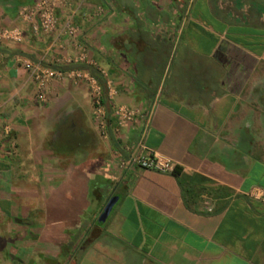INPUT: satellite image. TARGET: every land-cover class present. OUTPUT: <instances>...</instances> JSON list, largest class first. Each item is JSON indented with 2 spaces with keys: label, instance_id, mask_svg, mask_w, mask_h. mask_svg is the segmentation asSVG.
<instances>
[{
  "label": "crops",
  "instance_id": "obj_1",
  "mask_svg": "<svg viewBox=\"0 0 264 264\" xmlns=\"http://www.w3.org/2000/svg\"><path fill=\"white\" fill-rule=\"evenodd\" d=\"M33 1L0 0L24 28L0 43V264H264V0H71L90 65L25 29ZM25 59L95 70L107 135L85 80L40 102ZM142 130L172 172L123 164Z\"/></svg>",
  "mask_w": 264,
  "mask_h": 264
},
{
  "label": "built area",
  "instance_id": "obj_2",
  "mask_svg": "<svg viewBox=\"0 0 264 264\" xmlns=\"http://www.w3.org/2000/svg\"><path fill=\"white\" fill-rule=\"evenodd\" d=\"M71 0H34L30 4L21 5L18 8V17L25 27L33 34L53 35L49 49L58 46L62 49L63 37L72 43L74 53L63 54L59 59L64 64H86L90 65L87 50L79 43L80 29L75 23V10L71 7ZM24 39V28L20 26H6L0 17V43H19ZM23 66L28 71L34 86L35 95L40 102L47 99L48 86L56 80L66 78L83 79L87 82L93 103V119L102 135H107V112L103 103V88L98 79L88 70L69 69L63 70L59 67L45 65L42 60L32 61L25 59ZM139 113L125 105L118 106L114 111L117 126L124 125L134 119ZM144 130L139 140L131 146H127L128 157L123 164L137 166L142 169H152L160 172H172L174 161L162 154L149 152L143 143Z\"/></svg>",
  "mask_w": 264,
  "mask_h": 264
},
{
  "label": "water",
  "instance_id": "obj_3",
  "mask_svg": "<svg viewBox=\"0 0 264 264\" xmlns=\"http://www.w3.org/2000/svg\"><path fill=\"white\" fill-rule=\"evenodd\" d=\"M116 200H117L116 197H112V198H110L108 200V202L104 206L101 214L98 217V220H97L98 224H103L106 221V219L108 218V216H109V214H110V212L112 210V207L115 204Z\"/></svg>",
  "mask_w": 264,
  "mask_h": 264
},
{
  "label": "trees",
  "instance_id": "obj_4",
  "mask_svg": "<svg viewBox=\"0 0 264 264\" xmlns=\"http://www.w3.org/2000/svg\"><path fill=\"white\" fill-rule=\"evenodd\" d=\"M59 68H61V67H59ZM61 69H63V68H61ZM87 69H89L90 73L98 79V81L100 82V84H101V86L103 88V94H104L105 82L103 81L102 77L95 70H93V69H91L89 67H87ZM63 70H65V69H63ZM103 103L106 105L105 98L103 99ZM107 123H108V125L110 123V119H109L108 115H107Z\"/></svg>",
  "mask_w": 264,
  "mask_h": 264
},
{
  "label": "rangeland",
  "instance_id": "obj_5",
  "mask_svg": "<svg viewBox=\"0 0 264 264\" xmlns=\"http://www.w3.org/2000/svg\"><path fill=\"white\" fill-rule=\"evenodd\" d=\"M96 13L102 15V12L99 11L98 9H97Z\"/></svg>",
  "mask_w": 264,
  "mask_h": 264
}]
</instances>
